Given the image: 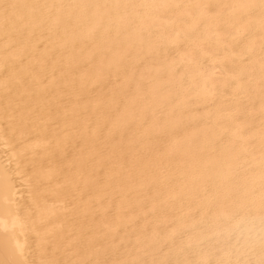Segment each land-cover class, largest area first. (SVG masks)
<instances>
[{"label":"bare ground","instance_id":"6f19581e","mask_svg":"<svg viewBox=\"0 0 264 264\" xmlns=\"http://www.w3.org/2000/svg\"><path fill=\"white\" fill-rule=\"evenodd\" d=\"M0 264H264V0H0Z\"/></svg>","mask_w":264,"mask_h":264}]
</instances>
